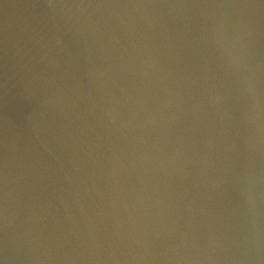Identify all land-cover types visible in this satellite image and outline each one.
<instances>
[{
  "label": "water",
  "instance_id": "1",
  "mask_svg": "<svg viewBox=\"0 0 264 264\" xmlns=\"http://www.w3.org/2000/svg\"><path fill=\"white\" fill-rule=\"evenodd\" d=\"M0 264H264V0H0Z\"/></svg>",
  "mask_w": 264,
  "mask_h": 264
}]
</instances>
